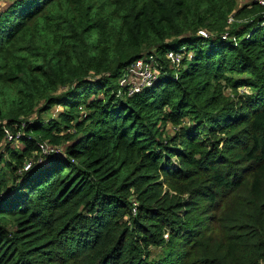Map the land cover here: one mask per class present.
I'll return each instance as SVG.
<instances>
[{
	"label": "trees",
	"instance_id": "obj_1",
	"mask_svg": "<svg viewBox=\"0 0 264 264\" xmlns=\"http://www.w3.org/2000/svg\"><path fill=\"white\" fill-rule=\"evenodd\" d=\"M0 264H264V0H0Z\"/></svg>",
	"mask_w": 264,
	"mask_h": 264
},
{
	"label": "built area",
	"instance_id": "obj_2",
	"mask_svg": "<svg viewBox=\"0 0 264 264\" xmlns=\"http://www.w3.org/2000/svg\"><path fill=\"white\" fill-rule=\"evenodd\" d=\"M201 33V31H200ZM167 59L173 64L178 65L182 56L178 52L170 51L166 54ZM156 62L153 55L139 57L133 61L127 68V76L120 80V85H126L129 94L137 91L141 86H150L156 77ZM8 139L13 138V134L7 132ZM28 165L25 166L27 168Z\"/></svg>",
	"mask_w": 264,
	"mask_h": 264
},
{
	"label": "rangeland",
	"instance_id": "obj_3",
	"mask_svg": "<svg viewBox=\"0 0 264 264\" xmlns=\"http://www.w3.org/2000/svg\"><path fill=\"white\" fill-rule=\"evenodd\" d=\"M237 1H238V4H240V3H243V2H247L248 0H237ZM177 70L180 72L181 68L178 67ZM60 109H61L60 107L55 106V107H53L51 112L53 113V115H56Z\"/></svg>",
	"mask_w": 264,
	"mask_h": 264
}]
</instances>
